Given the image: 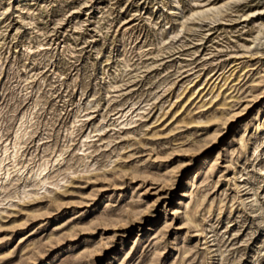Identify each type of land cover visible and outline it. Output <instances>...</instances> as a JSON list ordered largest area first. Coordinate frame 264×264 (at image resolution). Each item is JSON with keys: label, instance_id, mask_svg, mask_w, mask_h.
Listing matches in <instances>:
<instances>
[{"label": "rangeland", "instance_id": "374dc122", "mask_svg": "<svg viewBox=\"0 0 264 264\" xmlns=\"http://www.w3.org/2000/svg\"><path fill=\"white\" fill-rule=\"evenodd\" d=\"M0 264H264V0H0Z\"/></svg>", "mask_w": 264, "mask_h": 264}]
</instances>
